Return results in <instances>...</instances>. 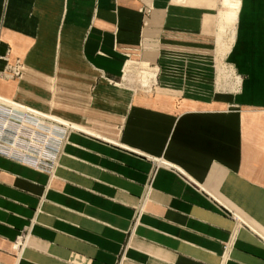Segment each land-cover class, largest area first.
Instances as JSON below:
<instances>
[{
	"label": "crops",
	"instance_id": "0c3cea01",
	"mask_svg": "<svg viewBox=\"0 0 264 264\" xmlns=\"http://www.w3.org/2000/svg\"><path fill=\"white\" fill-rule=\"evenodd\" d=\"M15 60L0 104L75 129L0 156V264H264V0H0Z\"/></svg>",
	"mask_w": 264,
	"mask_h": 264
},
{
	"label": "built area",
	"instance_id": "2783aa9c",
	"mask_svg": "<svg viewBox=\"0 0 264 264\" xmlns=\"http://www.w3.org/2000/svg\"><path fill=\"white\" fill-rule=\"evenodd\" d=\"M151 9L150 3L140 9L143 26ZM51 121L33 112L0 106V156L39 170H51L67 134L63 124Z\"/></svg>",
	"mask_w": 264,
	"mask_h": 264
},
{
	"label": "bare ground",
	"instance_id": "6f19581e",
	"mask_svg": "<svg viewBox=\"0 0 264 264\" xmlns=\"http://www.w3.org/2000/svg\"><path fill=\"white\" fill-rule=\"evenodd\" d=\"M223 4L224 5L226 4V5L229 6V4L227 2H225V1H224ZM226 28L227 29H230L231 28V18H230V15H221L220 16V24H219V27H218L219 39L222 37L223 34H225ZM220 48H221V53L220 54L223 55V53L227 50L228 45L221 43L220 44ZM128 63L129 64H132V66H133V63H131V62H128ZM128 63L126 64V66H129ZM143 66L144 67L139 68V70H137L136 72H133V71L131 72L130 70H129V72L126 71L127 73H130V74L129 75L126 74L128 77L127 76H124L123 79H125V77H126V79L128 81H130V83H128L130 85L131 84H133V85H135V84H149L153 80V78H154V74H153L154 72L146 69L145 68L146 65L143 64ZM122 83H124V82H122ZM7 105H8L7 107L9 109H13V110H24V111H26V108L21 107V106H13V105H11L9 103ZM36 115L39 116V117H41V118H44V119H46V120H48L50 122H52L51 121L52 119L50 117H48V116H44L42 114H36ZM63 125L65 126V128H66L67 131L68 130L75 129V128H73V126H70L69 124L68 125L63 124ZM57 156H59V153L57 154Z\"/></svg>",
	"mask_w": 264,
	"mask_h": 264
},
{
	"label": "rangeland",
	"instance_id": "374dc122",
	"mask_svg": "<svg viewBox=\"0 0 264 264\" xmlns=\"http://www.w3.org/2000/svg\"><path fill=\"white\" fill-rule=\"evenodd\" d=\"M139 49V48H138ZM139 51H134V50H131V51H128V53H127V55H126V59H128V60H131V61H140V59H139ZM129 64V63H128ZM18 65H19V61L18 60H15V61H13V62H9V63H6V65H5V67L3 68V70L2 71H0V77H4V78H7V79H14V78H17L18 76H19V69H18ZM134 68H138V67H136V65H133L132 66V64H129V66H126L125 67V70H124V73H125V75L124 76H127V75H129L130 73H127V72H129V70L132 72H136L137 70H135ZM140 68H142V67H140ZM127 71V72H126ZM127 74V75H126ZM215 76H216V72H215ZM128 77V76H127ZM121 80V78H120V76L118 77V79H117V81H120ZM117 81H115V82H117ZM123 81H124V84H128V83H130V81H128L127 79H126V77H125V79H123ZM152 84H154V83H152ZM152 84H151V86H152ZM151 86H150V88L149 89H147V90H149V91H151L152 89H151ZM141 90H145V89H141ZM0 106H1V108L2 107H6V108H8L7 106V104H3V103H1L0 104Z\"/></svg>",
	"mask_w": 264,
	"mask_h": 264
}]
</instances>
